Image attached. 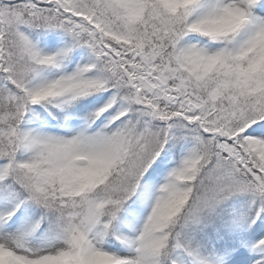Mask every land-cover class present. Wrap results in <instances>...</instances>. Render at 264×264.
<instances>
[{
	"label": "snow or ice",
	"instance_id": "6c2138e0",
	"mask_svg": "<svg viewBox=\"0 0 264 264\" xmlns=\"http://www.w3.org/2000/svg\"><path fill=\"white\" fill-rule=\"evenodd\" d=\"M0 264H264V0H0Z\"/></svg>",
	"mask_w": 264,
	"mask_h": 264
}]
</instances>
